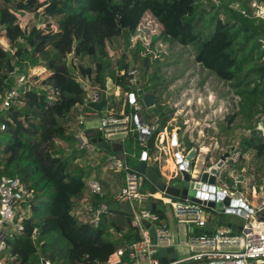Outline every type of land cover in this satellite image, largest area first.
<instances>
[{
	"label": "trees",
	"instance_id": "1",
	"mask_svg": "<svg viewBox=\"0 0 264 264\" xmlns=\"http://www.w3.org/2000/svg\"><path fill=\"white\" fill-rule=\"evenodd\" d=\"M261 7L264 0H0V37L7 40V46L0 42V94L16 86V72L26 77L33 67L50 71L36 83L27 81L0 115V176L21 177L33 194L16 216L21 228L7 236L2 254L6 264H42L43 258L52 264H107L119 249L124 250L123 260L131 262L129 247L140 242L142 235L132 226V214L125 205L109 194L111 185L102 171L97 179L104 192L89 198L96 208L108 204V210L98 224L80 220L74 213L88 194L94 169L106 165V161L95 167L79 164L89 148L80 147L74 133L80 126L79 106L90 93L84 80L97 86L106 103L108 79L122 92L153 93L156 101L145 105L143 113L145 122L154 127L146 139L151 152L146 160L140 158L144 149L140 132L132 137L130 131L119 140L120 146L110 150L100 144L101 137L111 143L100 130L87 129L86 138L91 146L124 159L131 137L139 143L136 158L125 159L127 163L145 176L148 167L160 172L158 137L174 112L157 95L164 83L157 64L166 54L165 47L192 46L195 61L231 85L239 101L233 102L224 129L230 131L241 117L244 132L234 146L238 161L246 163L248 153L255 166L264 161ZM25 17L29 22L23 25ZM122 47L125 51L119 56L112 54ZM75 63L77 74L71 66ZM138 69L143 73L137 77L132 72ZM123 110L129 115L135 111L129 101L118 107L117 114ZM62 142L71 147L68 156ZM183 147L187 154L196 145L186 139ZM146 184L151 191L157 190L147 179ZM156 211L165 217L163 209Z\"/></svg>",
	"mask_w": 264,
	"mask_h": 264
},
{
	"label": "built area",
	"instance_id": "2",
	"mask_svg": "<svg viewBox=\"0 0 264 264\" xmlns=\"http://www.w3.org/2000/svg\"><path fill=\"white\" fill-rule=\"evenodd\" d=\"M132 73L136 74V70ZM137 80L134 78L132 81L134 85ZM25 83L18 84L5 94H0V115L18 97L20 89ZM99 93L98 91L89 93L85 103L79 106L80 126L74 136L78 139L80 147H90L86 138L88 128L84 126L86 114L88 112L99 113L94 109L87 110L86 108L89 107V102L99 101L101 97ZM127 93L128 101L135 112L130 115L126 114L124 110L120 115L100 113L98 130L107 139H113L118 135L126 136L134 129L140 132L144 147L140 158L143 159V154H147L148 151L146 139L154 127L145 122L141 105L137 102L135 93ZM134 122L136 123L135 128H133ZM4 128L5 126L1 125V129ZM178 152L184 159L185 154L179 150ZM146 157L148 158V155ZM105 166L107 170L124 173V184L114 195V199L124 205L130 203L131 224L142 235L140 242L129 247L130 263L123 260L124 250L119 249L110 257L107 264H187L198 262L206 264H264V173L259 176V183H257L259 187L256 189L245 175L239 174L234 176L235 180L229 186L224 180V168L220 169L213 184L215 189L213 191L201 190L199 196L203 201H214L215 205L209 207L203 203L195 202L189 197L182 199L158 189L151 191L144 188L146 176L134 170L124 159L110 156L106 159ZM191 176L194 179L199 178V174L191 173ZM248 184L252 186L251 197L244 192V186ZM88 189V194H85L74 207V213L80 220H89L98 224L102 213L108 210V204L103 203L96 208L89 196L90 194H103V185L98 179L92 178L88 181ZM32 196V192L25 187L21 177L0 176V264H6L2 254L6 249L7 236L12 230L21 228L20 221H16V216L23 211V203ZM226 199L228 202H225ZM159 208L164 210L165 217L156 211ZM213 213H231L243 218L244 222L230 221L220 225L215 223L213 228H209ZM81 216L84 219L80 218ZM170 217L175 220L174 231ZM229 224L241 226L242 229L234 230ZM152 228L156 235V243L152 240ZM181 233H183L184 240L180 238ZM168 247H174L175 252L176 249L184 247L183 256L177 257L175 252L174 254L166 253L168 261L164 262L158 251L160 248ZM42 264L52 263L43 258Z\"/></svg>",
	"mask_w": 264,
	"mask_h": 264
},
{
	"label": "rangeland",
	"instance_id": "3",
	"mask_svg": "<svg viewBox=\"0 0 264 264\" xmlns=\"http://www.w3.org/2000/svg\"><path fill=\"white\" fill-rule=\"evenodd\" d=\"M259 13L264 14V8L261 7ZM29 19L24 18L23 25L28 24ZM149 36L147 43L150 42ZM0 42L3 46H7V40L4 37H0ZM125 47L120 49H113L112 54L119 56ZM166 54L161 56L157 67H159V76H163L164 83L159 88L162 89V93L158 91L157 95L160 96V101L164 105L174 109L173 115L169 121L168 127L160 132L158 137V147L160 154L158 155V167L162 176L173 177L178 174L179 163L177 162L176 153L174 151V140L178 142V150L185 154V147H183L186 139L191 140L196 145L197 155L194 159L193 165L189 167L191 173L200 174L202 171L209 169L212 165L216 164L217 159L221 158V154L230 152V158L224 164V169L227 173H224V180L230 186L238 173L245 172L247 180L254 184V187L258 189L259 185L256 183L257 176L264 173V161L258 166L251 163L253 159L252 153H248L245 156L246 163L240 162L239 153L233 148L238 144L240 134L244 130L240 127L241 117H238L232 126L230 131H225L224 126L227 123V115L231 110L233 102L238 103L239 98L235 96V93L231 85L221 79H219L214 73L204 68L200 63L195 61V49L192 46L183 47L181 45H175L171 49L165 47ZM71 60V55L69 56ZM89 64V60L86 61ZM72 69L77 74L76 63L71 65ZM132 66H135L132 63ZM144 68V67H143ZM135 69V68H134ZM17 70V68H16ZM50 71L40 68H30L26 74L15 73L17 78L16 86L18 84H24L27 81L36 83L45 78ZM143 71L138 69L136 76L141 75ZM84 85L90 91L94 93L97 90V86L91 81L84 80ZM149 93V92H148ZM137 102L141 105L143 113H145V104L142 100V96L135 93ZM128 102V93L122 92V90L116 86L112 79H108L107 84V103L100 113H112L117 114V109L120 105H125ZM124 108V106H123ZM135 112V111H134ZM86 126V125H85ZM136 127V123H133V128ZM87 128V127H86ZM224 129V130H223ZM132 137L137 131H131ZM128 135H118L113 139H109L111 143L116 140L127 138ZM131 137L126 141L125 148L128 151V157H124V160L130 158V160L136 158L137 143ZM65 147L66 156L71 153V147L67 143L62 142ZM94 150V151H93ZM133 151V152H132ZM221 155V156H220ZM110 156V153H106L103 150L96 147H89V152L78 160L79 164L98 166L101 165L106 158ZM220 156V157H219ZM122 159V157H120ZM139 159V158H138ZM169 159L170 161H167ZM173 160V162L171 161ZM230 159L236 162V165L230 164ZM102 170L94 169L93 177L97 179V175ZM232 174L233 176H231ZM181 177H179L180 179ZM148 185L146 184V187ZM116 187H112L110 192L113 196L116 192ZM252 186L245 185L244 192L249 197L251 194ZM149 190V188H148ZM23 212V211H22ZM212 217L215 222H230L236 221L239 223L244 222V219L233 215L231 213H213ZM80 218L84 219L83 216ZM180 238L184 240L183 233ZM175 256L181 257L183 253L176 249ZM187 264H206L205 262L187 263Z\"/></svg>",
	"mask_w": 264,
	"mask_h": 264
},
{
	"label": "water",
	"instance_id": "4",
	"mask_svg": "<svg viewBox=\"0 0 264 264\" xmlns=\"http://www.w3.org/2000/svg\"><path fill=\"white\" fill-rule=\"evenodd\" d=\"M101 95V93H99ZM138 95L142 96L143 102L146 106L150 107L152 106L156 99L154 97L153 93H145L142 89L138 91ZM105 99L101 98L99 101H91L89 102L88 106L91 109H94L98 112H101L105 106ZM100 144L107 148V149H116V144H112L109 142H105L104 139L101 137L98 139ZM97 138L93 139V142H96ZM174 151L176 153L177 162L179 163V172L176 174V176L172 177L170 180L166 177L162 176L160 172L156 171L152 167H148L146 172V178L149 180L152 184L155 185V187L169 195H172L174 197H179L182 199L190 198L191 200L203 203L209 207H213L215 205L214 201H203L199 198L201 194V190H210L213 191L215 189L214 183L216 181V174L219 172L220 169L224 167L225 162L227 159L230 158L231 153L227 152L221 156V158L216 162V164L212 165L209 169L202 171L199 174V178L194 179L191 176V172L189 170L191 162L196 158L197 149L192 148L190 152L185 156L183 159L178 152V147L176 145V140H174ZM234 149V148H233ZM150 151H147V154H143V160H145L147 155H150ZM179 177H181L179 179ZM225 202H228V199H226ZM125 208L132 213V209L130 206V203L125 204ZM232 226L234 230L242 229L241 226H237L235 224H229ZM151 236L154 243H156V235L154 232V229H151ZM175 248L174 247H168L166 249L160 248L158 253L161 256L162 260L164 262L168 261V256L166 253L174 254ZM175 259V258H173Z\"/></svg>",
	"mask_w": 264,
	"mask_h": 264
},
{
	"label": "crops",
	"instance_id": "5",
	"mask_svg": "<svg viewBox=\"0 0 264 264\" xmlns=\"http://www.w3.org/2000/svg\"><path fill=\"white\" fill-rule=\"evenodd\" d=\"M80 111V110H79ZM80 115H81V112H80ZM87 116H86V120H85V127H87L88 128V130H92V129H95V130H98V122H99V114H95L94 112H88L87 114H86ZM112 144H116V146H120V142H119V140H116V141H114ZM91 146V145H90ZM92 147H94V146H92ZM120 148V147H119ZM94 151V150H93ZM197 155V154H196ZM111 156V155H110ZM109 156V157H110ZM108 157V158H109ZM107 159V158H106ZM156 159H158V157L156 158ZM106 160H104V162H105ZM167 161H170L169 159H167ZM171 161L173 162V160L171 159ZM103 162V163H104ZM102 172H103V174L104 175H107L106 176V178H107V182L111 185V187H110V189L112 188V187H116L117 189H116V193L120 190V188L123 186V184H124V173L123 172H114V171H111V170H107L106 169V166H104L103 168H102ZM239 174V173H238ZM172 177V176H171ZM171 177H169V179L171 178ZM167 178V177H166ZM88 191H89V189H88ZM109 192V194H111L112 195V193L110 192V191H108ZM115 193V194H116ZM114 194V195H115ZM113 195V196H114ZM169 216H171L170 214H169ZM170 220H171V223H172V228H173V231H174V229H175V227H176V225H175V220L174 219H172L171 217H170ZM215 223H218V221L217 222H215L214 221V219H212L211 218V220H210V226H209V228H213L215 225ZM178 250H180V252H184L185 251V248L184 247H180V248H178Z\"/></svg>",
	"mask_w": 264,
	"mask_h": 264
},
{
	"label": "bare ground",
	"instance_id": "6",
	"mask_svg": "<svg viewBox=\"0 0 264 264\" xmlns=\"http://www.w3.org/2000/svg\"><path fill=\"white\" fill-rule=\"evenodd\" d=\"M100 125H99V122H98V127H99Z\"/></svg>",
	"mask_w": 264,
	"mask_h": 264
}]
</instances>
